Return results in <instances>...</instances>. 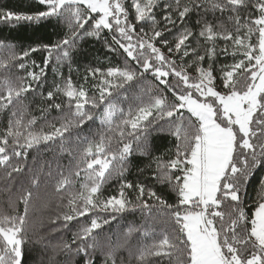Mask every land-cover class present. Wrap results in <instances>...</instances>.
<instances>
[{
	"label": "snow or ice",
	"instance_id": "obj_1",
	"mask_svg": "<svg viewBox=\"0 0 264 264\" xmlns=\"http://www.w3.org/2000/svg\"><path fill=\"white\" fill-rule=\"evenodd\" d=\"M30 4L25 12L0 6V24L50 27L64 36L24 48L11 35H0V53H6L0 69L24 73L0 77V112L12 109L0 134V168L11 179L24 172L30 150L68 155L66 171L58 164L55 183L65 210L52 222L60 229L80 224L81 218L90 223L81 224L71 244L63 247L82 255L84 264H94L96 245L88 242L95 241L94 230L139 212L142 223H129L124 242L104 254L103 264H118L121 248L127 249L128 260L120 257L119 264H264V179L255 210L251 216L246 212L248 185L264 168V0ZM173 33L170 45L166 36ZM85 37L103 39L123 65L88 67L84 82L76 84L72 65ZM37 51L47 53L40 72L34 70L39 67L35 61L28 63ZM229 55L233 63L221 64L217 76V58ZM49 65L61 83L54 81L46 96L39 92L47 106L40 109L45 124L37 131V117L25 121L16 105L44 87ZM64 65L67 78L59 72ZM89 78L94 83L89 85ZM53 109L59 115L49 120ZM154 132L175 138L173 156L166 162L155 158L154 173L157 183L175 193V203L126 178L134 155L150 154ZM112 181L118 192L106 196L105 186ZM31 182L38 186L39 176ZM31 197V191L20 197L22 214L0 216V264H25L32 252L27 224ZM157 224L164 227L157 230ZM148 238L151 243L144 242Z\"/></svg>",
	"mask_w": 264,
	"mask_h": 264
},
{
	"label": "trees",
	"instance_id": "obj_2",
	"mask_svg": "<svg viewBox=\"0 0 264 264\" xmlns=\"http://www.w3.org/2000/svg\"><path fill=\"white\" fill-rule=\"evenodd\" d=\"M185 2V0H181ZM0 6L5 7L8 10L14 12L29 11L32 7L30 0H0ZM219 16V13L216 14ZM159 15L157 19H159ZM209 19L212 18V14L209 13ZM196 20L195 14L192 16V23ZM226 20V17H224ZM231 27L230 24L226 25ZM0 35L11 37L27 48L29 45L35 46L37 43H51L57 39L63 38L64 31H60L58 34L54 33L50 27L29 26L21 24L17 27H10L4 24H0ZM111 42V35L106 31L103 34ZM169 40V44L173 45L175 41V34H169L166 36ZM218 46L222 48L224 46L223 41L218 42ZM167 51V49H163ZM47 56L46 52L37 51L33 53L28 63L31 64L35 61L36 67L34 70L40 72L44 67V59ZM189 57L188 59H190ZM6 59V53H0V61ZM217 76H219V67L221 64L233 63L232 56L227 57L220 56L217 58ZM75 62L72 65L71 77L74 83L79 84L84 82L85 69L88 67H100L107 68L109 66L123 65V60L115 53L109 52L103 42V39H96L95 37H85L80 41L79 47L74 56ZM55 61L53 60V63ZM207 61H205V66ZM31 70V69H30ZM64 78L69 76V69L67 65H64L59 69ZM11 75H24L23 72H17L15 68L0 69V77ZM149 79H151L149 77ZM54 81L61 83L60 77L53 72L52 65H49L46 69V77L44 81V87L37 89V94L34 96L32 93L27 95V98L23 101V105H16L21 111L24 112L25 121L31 119V117H37V123L34 126V130H39L45 121L41 119L40 109L46 107V103L40 97L39 92L47 94L52 90ZM94 81L89 78V85ZM170 95V94H169ZM58 102V101H57ZM127 107V104L124 105ZM12 109L9 108L4 112H0V134L6 129L8 124L9 115ZM59 113L53 109L49 120L52 117L58 116ZM98 127V124L97 126ZM95 131V128L93 129ZM87 134V129H85ZM175 138L169 135L167 132H154L149 142V155L143 156L137 152L132 158V163L129 166V172L127 174V180L136 183L137 181L145 183L149 187H153L155 191L163 196L169 203H175V193L167 185H161L154 179V173L156 172L155 158L160 157L163 161L169 160L175 152ZM69 157L67 154H58V151L50 149H41L36 152L30 150L27 156V163L24 172L17 175L13 173L12 178H8L6 170L0 168V216L8 215L14 216L18 213L24 212V204L20 201V197L25 191H31L32 197L29 201V211L27 216L28 224V247L32 249L31 254L26 258L25 264H84V257L77 255L74 251L65 249L64 243H70L73 240V234L77 232L81 224L90 223V220L85 221L81 218V223L78 224L75 221L71 223L68 229H60L59 223H53L52 218L59 212L65 209L61 207L60 194L55 191V183L59 179L58 172L61 170L58 168V164L66 171V166L69 163ZM151 165V167H148ZM143 169V172L141 171ZM33 176H39V184L36 187L32 186ZM264 179V168H260L256 171L255 175L251 179V182L247 188L246 195V212L249 216L254 211L259 202V181ZM119 185L117 181H112L109 185L105 186L104 194L113 195L118 192ZM132 198L135 199V194H132ZM66 199L63 203L66 204ZM134 223L140 225L142 223V217L139 212L127 213L124 219L112 221L108 225H103L101 229L94 230L93 235L96 237L95 241L89 240V243H94L96 248L92 252L94 264H103L104 254L109 252L112 247L117 243H123L125 236L124 233L129 225ZM157 230L163 228V224L156 225ZM54 229H60L54 231ZM139 236L137 235L132 240V244H136ZM145 243H151V238L144 241ZM77 244H72V249H75ZM91 251V250H90ZM122 257L126 262L128 260V251L126 248H121L118 252V264L119 258ZM132 264H136L133 260Z\"/></svg>",
	"mask_w": 264,
	"mask_h": 264
},
{
	"label": "rangeland",
	"instance_id": "obj_3",
	"mask_svg": "<svg viewBox=\"0 0 264 264\" xmlns=\"http://www.w3.org/2000/svg\"><path fill=\"white\" fill-rule=\"evenodd\" d=\"M129 4H130V0H128ZM255 210V209H254Z\"/></svg>",
	"mask_w": 264,
	"mask_h": 264
}]
</instances>
